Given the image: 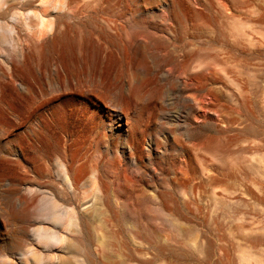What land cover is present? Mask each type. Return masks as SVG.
<instances>
[{
    "label": "rangeland",
    "instance_id": "1",
    "mask_svg": "<svg viewBox=\"0 0 264 264\" xmlns=\"http://www.w3.org/2000/svg\"><path fill=\"white\" fill-rule=\"evenodd\" d=\"M11 6L8 15L0 17V61L9 69L11 58L29 55V72L23 69L21 76L33 94L30 98L11 91L0 98L4 138L15 146L7 160L0 161L2 188L34 167L45 170L46 151L66 145L75 168L98 161L107 170L116 162L135 181L133 187L125 180L122 184L125 191L138 195L141 213L122 200L114 204L119 210L117 227L109 226L106 217L96 224L109 231L127 229L122 233L137 246L127 222L148 221L164 229L170 251L155 264H183L176 263L173 251L185 254L184 264H255L249 257L264 264V0H0V13ZM54 12L64 15L71 26V43L37 54L30 50L29 40H44L42 30L53 23ZM66 51L73 62L67 74H61L68 76L71 91L63 87L57 91L51 86L52 64ZM142 55L148 63L144 70ZM37 61L42 63L39 73L33 63ZM136 74L143 76L137 92L131 88ZM99 77L104 82L97 85L102 91L99 102H88L80 92L96 90L93 83ZM44 90L46 95L41 96ZM58 94L59 101L36 110L38 100ZM118 109L129 115V121L121 117L122 124L133 125L131 144L125 133L102 126ZM93 113L98 114L96 119ZM43 115L54 122L40 133ZM103 140L106 143L99 148ZM129 145L135 151L132 161ZM94 173L89 175V199L101 192ZM176 173L190 180L188 188L181 189L183 196L176 190L179 202L167 204L178 206L184 218L171 212L173 217L166 220L158 191L166 189L168 177H173L168 179L172 184ZM214 178L227 183L235 193L233 201L223 200L221 185L215 189L220 197L214 201L207 188ZM198 181L203 182L201 195L184 203ZM21 188L26 198L32 196L34 185L25 183ZM48 199L40 195L31 208V213L45 214L46 220L32 226L45 233L19 253L21 263L3 257L0 264L53 263L66 219L53 216L63 204ZM102 203L98 208L105 211ZM78 207L83 209L82 204ZM97 234L101 235L91 229L93 237ZM114 245L110 247L115 250Z\"/></svg>",
    "mask_w": 264,
    "mask_h": 264
},
{
    "label": "bare ground",
    "instance_id": "2",
    "mask_svg": "<svg viewBox=\"0 0 264 264\" xmlns=\"http://www.w3.org/2000/svg\"><path fill=\"white\" fill-rule=\"evenodd\" d=\"M9 8L10 9L8 11L0 13V17L7 16L8 13L11 11V9L14 8V6H11ZM53 15L54 16L51 19L53 23L50 24V26H45V28L42 30V35L44 40H39V41L33 39L29 40L31 44V48H30L31 51L36 52L37 54L39 53L41 54V52L49 53L50 51L52 52L55 51L57 48L64 46L67 47L68 44L71 43L70 34L72 28L71 26L65 23L66 21L64 15H57L55 14V12ZM84 57L86 58V56ZM29 59L31 60V57L27 54L26 55L22 54L20 57H13L10 59L9 69H4V66L0 61V98L6 92H11V91H19L20 93H23L24 95L30 98L32 97L33 94L32 86L29 84H25L21 76V70L24 69L29 72L28 69V64L30 63ZM72 62H73L72 54L66 51L64 56H62L61 58L58 57L56 62L52 64V66L55 69L53 72L51 86H53V88H55L57 91H61L62 87L66 91L70 90L68 76L66 75L63 77V74L64 73L67 74L68 69H70ZM33 63H35L34 68L39 73L41 71L40 66L42 63L40 65L38 61L37 63L36 62ZM140 66H142L140 67L141 70H144L148 66L147 59L144 55H142L141 57ZM31 69L33 70V68ZM62 72L63 74H61ZM131 80H132L131 88H133V91L137 92L138 88L143 83V76L136 74L133 75V78ZM93 84L96 86L97 88L96 90L90 92L87 89V91H81L80 94L81 97L87 100L88 102L90 101L99 102L98 99L100 98L102 92L99 89L104 84V82L100 78L97 82H94ZM97 85H99L100 87ZM183 86H184L183 83H181L182 88ZM71 89H73V87ZM205 94L207 95V93ZM45 95L46 93L44 90V92H41V96H45ZM61 98H62L61 94H58L49 98H44L42 100L37 99L39 102H37L36 104V110H42L51 103L59 101ZM95 104L97 105L96 107L98 108L99 105L97 103ZM106 110H103V113H105ZM97 115L98 114L93 113L91 117L93 119H96ZM112 116L114 117L107 119L108 121L102 122V126L105 127V129L108 126L112 128L113 130L111 131L112 133L114 132V130H117L118 134L120 132L125 133L127 136L128 143L131 144L134 138L133 125L127 124L126 126V124H122V121L120 120L121 117H125V119L129 121L128 112H126L123 109H118V111H115V113H113ZM50 121L54 122V119L50 117L48 119L47 116L43 115V119L41 121L40 133L47 132V129L50 125ZM5 131H6V127L0 125V161L1 162L6 161L7 158L11 155L12 151L15 149V146L4 138ZM206 141L207 144L208 142L210 143V140L209 141L206 140ZM105 143L106 140L101 141L99 148L101 147L103 148ZM129 147H130V151H133L129 157V159L132 161L135 152L134 146L129 145ZM108 151L113 152V150L109 148ZM46 155H47L46 160L44 161L45 170H38V168L34 167L32 171L28 172V174L19 176L17 179L12 181L10 187L7 189H3L2 188L3 184H0V261L3 257H14L18 263H21L20 260L23 254H19V253L30 243H35L38 240L41 233H45L42 230H38L36 228L34 229L32 227L36 224H40L43 220H46L43 218L45 216V214L42 213L43 211L37 210L35 213H31V208L34 207L33 205L35 204L36 200L39 198L40 195H44V198H49L48 199L49 201H55V199L60 201L63 204L62 205L63 210L57 212L58 210L57 208L56 211L53 213V216L55 215L58 217L61 216L62 218L66 219V224L62 225L59 230L60 233L62 234L61 238L58 241L61 246L58 250H55L53 252L55 256V260L53 261L52 264H129V263L135 264L133 262H137L138 264H155L164 258L165 253L167 251H170L166 247V245L167 244L169 245L170 243L169 242L170 237L168 238V234L164 231V229L159 230L160 228L159 229L154 228L152 225L153 223L151 222L149 223L147 221L148 223L147 222L142 223L140 221H137V223H133V222L130 223L131 222L130 221L129 222L130 224L127 222V224L130 225L128 226L129 233L133 235L136 241H138V246L132 244L131 241L128 240L129 238L127 239L128 236H125L123 234L127 229L125 230L120 229L119 226V229L117 228L116 231H114L115 228L114 229L111 228L112 230L109 231V229L107 230L103 228L102 226H100V224L99 225L96 224L98 219H100V217H102L103 219L104 217H106L108 219L109 226L117 227L119 210L117 211L114 204L116 203L117 205L119 201H121L119 203H122V200H127L130 204L135 206L136 209L139 211L140 209H142L141 207L142 202L139 201L137 197L138 195L137 196L135 195L136 192L134 191L135 193H133V192L125 191L123 189L122 180H125L128 184L132 185V187L134 186L135 181L131 177H129L125 171L119 169V167H117L116 162L112 163L111 167H109V169L107 170H102L101 163L98 161L86 162L80 168H75V161L70 154V149L66 145L64 146L53 145L51 149L46 151ZM93 172H95L93 174V179H94L93 181L95 184H98L100 186L101 192L99 195L97 193L91 199H89L88 181H89V175L92 174ZM184 173L182 177L181 175L180 176L178 175L179 177H177V173H176L175 174L176 177L174 179L175 181L172 184L170 180L173 177L171 179L168 177V179L170 180L168 181L167 179L165 183L169 182L170 185L169 183L163 185L166 186L165 188L167 190L161 189V191H158L159 192L158 199L162 201L160 208H162V210L164 211L163 213H165L166 216L164 217V215L160 214V212L159 214L163 215L164 218L170 217L171 215L169 213L171 212H172L171 214H175L176 217L179 219L184 218L183 213L178 208V206L174 205L171 208L167 204V202L170 200L174 202H179V199L176 195V190L180 191L181 189H185L188 186L187 184L190 180L188 181L186 179ZM227 176L230 179V175L227 174ZM228 177H226V179ZM217 180L216 179L215 181L211 180L212 183H209L210 184L209 187L207 186V188H210V193H212V196L214 197V201L218 199L217 197H220V195H218V193L215 190L217 187H219L218 185H221L224 188L223 189L222 187H219L223 190V197L225 198L223 200H228L229 202L231 200L233 201L234 200L233 195L235 193L230 191L227 183L225 182L221 183V180L220 182ZM4 181H5L4 179L0 180V182L3 183ZM194 181L197 180L195 179ZM25 183L34 185V188L30 191L32 194L30 198H26V196H24L23 189L21 188V186L23 184L25 185ZM147 183H149V181H147ZM202 183H203L202 181L201 182L198 181L192 184L191 190H189L191 191L190 192L191 194L190 195L185 194L186 198H184L185 200L184 203L192 202L193 200H196V197L198 195H201L199 193L202 191L201 190L202 189L201 187L203 186ZM182 191L183 190H181V192ZM182 193L183 196L184 192ZM224 193H226V195H224ZM200 197L201 196H199L198 198L200 199ZM16 201L20 203L18 207H16L14 204L16 203ZM99 202L104 203L105 211L98 208L97 204ZM80 204H82L83 209H80L78 207V205ZM146 208L149 211L152 210L151 208L148 209L147 206ZM156 210L158 211V208ZM156 213L158 214V212ZM167 214H169V216ZM167 218L166 220H171ZM124 219L125 218H123V220ZM154 219L157 220L156 218ZM120 225L122 226V224ZM7 228L9 230V235L7 232ZM91 229L95 230L96 233H101V235L97 234L98 236L93 237L91 235ZM169 232L170 231H168V233ZM134 238L133 239L131 238V240H134ZM115 243L117 246L114 245ZM112 245L115 246V250L119 249L122 253L118 254V251L116 252L114 249H111L110 246ZM116 247L118 248L116 249ZM152 251L154 252V254H150ZM172 254H174L173 256L177 260V261L175 260L176 263L179 262L184 264V260L186 259V256L183 252L176 251L174 253L173 251ZM15 255H17L18 257L17 256L15 257ZM249 258L252 261L254 260L256 262V263L254 262L255 264H263L261 263V261L257 260L256 258H252V257Z\"/></svg>",
    "mask_w": 264,
    "mask_h": 264
}]
</instances>
